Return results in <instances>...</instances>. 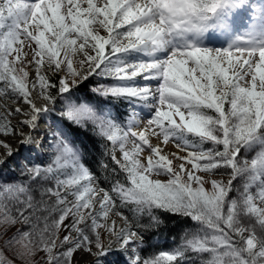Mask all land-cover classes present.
<instances>
[{
    "label": "snow or ice",
    "instance_id": "obj_1",
    "mask_svg": "<svg viewBox=\"0 0 264 264\" xmlns=\"http://www.w3.org/2000/svg\"><path fill=\"white\" fill-rule=\"evenodd\" d=\"M0 264H264V0H0Z\"/></svg>",
    "mask_w": 264,
    "mask_h": 264
},
{
    "label": "trees",
    "instance_id": "obj_2",
    "mask_svg": "<svg viewBox=\"0 0 264 264\" xmlns=\"http://www.w3.org/2000/svg\"><path fill=\"white\" fill-rule=\"evenodd\" d=\"M89 148L91 149L92 146L89 145ZM102 151L99 147H97L92 152V159H93V168L97 172L98 175L101 176V184L102 186L107 187V182L103 179V174L101 169L97 166L95 163V160L99 158V153ZM188 226L181 223V222H173V221H166V226H162L158 233L155 235H150L148 239V245H151L154 248L159 249H167L173 241V237L178 238L179 235H181L182 231L185 230Z\"/></svg>",
    "mask_w": 264,
    "mask_h": 264
},
{
    "label": "rangeland",
    "instance_id": "obj_3",
    "mask_svg": "<svg viewBox=\"0 0 264 264\" xmlns=\"http://www.w3.org/2000/svg\"><path fill=\"white\" fill-rule=\"evenodd\" d=\"M153 142H155V141H153ZM174 150H175L174 147H172V146H169V147H168V151H174ZM226 178H227V177H225V179H226ZM183 231H184V230H183ZM183 231H182V232H183ZM182 232H181V233H182ZM179 237H180V235L178 236V238L176 239L175 242H179ZM173 243H174V242H172L170 246H172ZM170 246H169V247H170ZM169 247H168V248H169Z\"/></svg>",
    "mask_w": 264,
    "mask_h": 264
}]
</instances>
